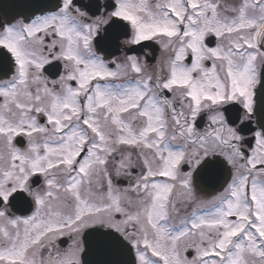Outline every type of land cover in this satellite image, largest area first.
<instances>
[{
    "label": "snow or ice",
    "instance_id": "obj_1",
    "mask_svg": "<svg viewBox=\"0 0 264 264\" xmlns=\"http://www.w3.org/2000/svg\"><path fill=\"white\" fill-rule=\"evenodd\" d=\"M0 264H264V0L0 19Z\"/></svg>",
    "mask_w": 264,
    "mask_h": 264
},
{
    "label": "water",
    "instance_id": "obj_2",
    "mask_svg": "<svg viewBox=\"0 0 264 264\" xmlns=\"http://www.w3.org/2000/svg\"><path fill=\"white\" fill-rule=\"evenodd\" d=\"M27 2H28V0H0V19H1V17H4V19H7L11 15H14L15 11L18 10L19 5L27 3ZM5 13H7L8 15L5 16ZM151 43H153V42H143L141 45H134L131 47L135 49L134 52H136V53L141 52L144 48H151V52H152L153 58H154L155 54H156V50H157V45L155 43H153V44H151ZM144 44H148L151 46L150 47H144ZM116 51H117V45L114 44L110 48V52L113 53ZM259 95H260V92L258 90V96ZM201 125H202V123H201ZM226 175H227L226 172H221V173L216 174L212 179L204 180L201 184L202 188L204 189L203 192H206V193L215 192L217 189H219L220 184L223 182V178Z\"/></svg>",
    "mask_w": 264,
    "mask_h": 264
},
{
    "label": "flooded vegetation",
    "instance_id": "obj_3",
    "mask_svg": "<svg viewBox=\"0 0 264 264\" xmlns=\"http://www.w3.org/2000/svg\"><path fill=\"white\" fill-rule=\"evenodd\" d=\"M84 2L85 3H89V2L94 3L95 0H84ZM100 2L103 3L104 0H100ZM1 19H4V17H1ZM125 39H126V37H124V36H121L119 38L117 51L113 52L112 55L109 57V59H121L125 54H131V55H136V56L140 57L142 60L147 58V60L151 64H153V63H156V61L161 58V50H160V46L158 44H157L158 49H157L155 58H153L151 48H144V50H142L141 52H137V53L127 52L126 46L123 43Z\"/></svg>",
    "mask_w": 264,
    "mask_h": 264
},
{
    "label": "rangeland",
    "instance_id": "obj_4",
    "mask_svg": "<svg viewBox=\"0 0 264 264\" xmlns=\"http://www.w3.org/2000/svg\"><path fill=\"white\" fill-rule=\"evenodd\" d=\"M155 63H153V65H154ZM120 183V182H119ZM201 196H203V197H208V196H210V195H208V196H204L203 195V193H199Z\"/></svg>",
    "mask_w": 264,
    "mask_h": 264
}]
</instances>
